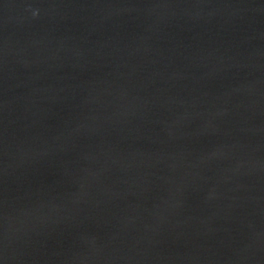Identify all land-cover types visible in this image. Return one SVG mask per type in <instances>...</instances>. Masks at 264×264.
<instances>
[{
    "label": "water",
    "instance_id": "95a60500",
    "mask_svg": "<svg viewBox=\"0 0 264 264\" xmlns=\"http://www.w3.org/2000/svg\"><path fill=\"white\" fill-rule=\"evenodd\" d=\"M0 264H264V0H0Z\"/></svg>",
    "mask_w": 264,
    "mask_h": 264
}]
</instances>
